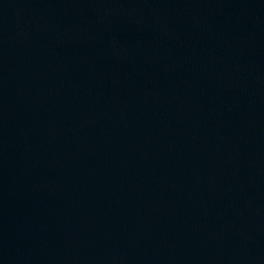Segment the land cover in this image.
Returning a JSON list of instances; mask_svg holds the SVG:
<instances>
[{"label":"water","instance_id":"1","mask_svg":"<svg viewBox=\"0 0 264 264\" xmlns=\"http://www.w3.org/2000/svg\"><path fill=\"white\" fill-rule=\"evenodd\" d=\"M0 264H264V0H0Z\"/></svg>","mask_w":264,"mask_h":264}]
</instances>
